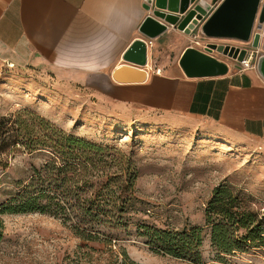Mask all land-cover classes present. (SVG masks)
<instances>
[{
  "label": "rangeland",
  "instance_id": "rangeland-1",
  "mask_svg": "<svg viewBox=\"0 0 264 264\" xmlns=\"http://www.w3.org/2000/svg\"><path fill=\"white\" fill-rule=\"evenodd\" d=\"M212 40L236 47L248 44L233 38ZM26 133L47 144L32 153L15 150V137ZM68 136L96 148L72 150L64 142ZM1 143L0 211L15 192L10 181L41 167L54 146L93 157L111 172L135 170L140 209L135 216L176 230L204 227L198 248L202 263L157 253L142 237L123 231L113 241L119 245L110 247L116 253L125 248L142 264H264V143L227 137L215 125L191 117L105 100L83 85L58 79L45 66L19 64L0 53ZM229 215L242 219L236 223L235 241L245 235L251 239L233 251H219L212 240L213 224ZM259 224L263 238L255 239L251 230ZM114 255L105 242L83 240L51 213L0 212V264H112Z\"/></svg>",
  "mask_w": 264,
  "mask_h": 264
},
{
  "label": "crops",
  "instance_id": "crops-1",
  "mask_svg": "<svg viewBox=\"0 0 264 264\" xmlns=\"http://www.w3.org/2000/svg\"><path fill=\"white\" fill-rule=\"evenodd\" d=\"M151 12L146 0H0V53L19 64L45 66L58 79L83 85L105 100L191 117L227 137L264 143V74L258 65L240 69L237 59L215 55L221 51L211 44L224 43L202 35L198 27L186 32L170 24L158 36L146 37L140 26ZM256 30L263 54L264 23ZM137 38L148 44L147 76L117 81L113 72L127 63L124 54ZM190 46L227 62L229 71L188 75L180 60Z\"/></svg>",
  "mask_w": 264,
  "mask_h": 264
},
{
  "label": "trees",
  "instance_id": "trees-1",
  "mask_svg": "<svg viewBox=\"0 0 264 264\" xmlns=\"http://www.w3.org/2000/svg\"><path fill=\"white\" fill-rule=\"evenodd\" d=\"M64 142L72 150L75 147L96 148L94 143L70 136L65 137ZM13 144L15 150L21 148V151L32 153L47 143L38 135L26 133L17 135ZM53 148H49L50 157L41 167L34 166L27 174L10 181L15 192L4 203L0 212L51 213L68 223L83 240L99 245L105 242L115 254L112 264L120 259L121 264H142L134 260L125 248H121V253L110 248L113 244L119 245L113 241L120 239L121 231L127 235L137 234L142 237L157 253L190 258L196 263H202V254L198 248L205 237L204 227L176 230L134 215L140 210L135 196V170L111 172L110 169L96 165L93 157H82L76 155L75 151ZM3 153L1 143L0 158ZM240 220L242 219L229 215L227 220L213 224L212 240L219 251H233L239 248L241 242L251 239L249 235H245L235 241L234 236L238 235L236 223ZM262 226L259 224L251 230L255 239L263 238V230H260Z\"/></svg>",
  "mask_w": 264,
  "mask_h": 264
},
{
  "label": "water",
  "instance_id": "water-1",
  "mask_svg": "<svg viewBox=\"0 0 264 264\" xmlns=\"http://www.w3.org/2000/svg\"><path fill=\"white\" fill-rule=\"evenodd\" d=\"M146 1V9L152 10L140 26V31L146 37L158 36L166 31L170 24L191 32L202 21L200 33L204 36L233 38L251 43L253 48L260 47L262 34L256 30V27L260 29L264 23V1L262 0H221L214 8L213 4L217 0L214 2L208 0ZM211 47L238 61L242 60L247 53L245 47L224 44H211ZM124 59L127 63L116 67L113 72L114 78L120 82L144 80L147 76V71L144 69L148 62L147 41L144 38L135 39L126 50ZM180 63L188 75H220L229 71L227 62L193 46L185 50ZM257 65L264 74V53L260 56Z\"/></svg>",
  "mask_w": 264,
  "mask_h": 264
},
{
  "label": "built area",
  "instance_id": "built-area-1",
  "mask_svg": "<svg viewBox=\"0 0 264 264\" xmlns=\"http://www.w3.org/2000/svg\"><path fill=\"white\" fill-rule=\"evenodd\" d=\"M154 1V0H153ZM221 0H217L216 3H214L213 5V8L216 7V5L220 2ZM147 3V1H146ZM151 4H153V2H151ZM211 12V11H210ZM209 12V13H210ZM202 21L200 22V25H201ZM200 25H197L195 28H193L191 31H194V29H196L198 27V29L200 28ZM196 43L197 44H201L200 40H196ZM247 49V53L246 55L244 56V58L240 61H238L239 63V67L240 69H248V68H252V67H255L257 66V63L256 62V57L259 56L260 54H262V50L260 49V47H245Z\"/></svg>",
  "mask_w": 264,
  "mask_h": 264
}]
</instances>
